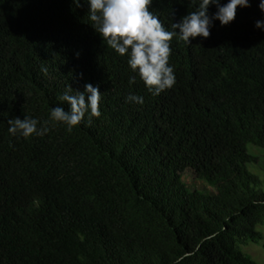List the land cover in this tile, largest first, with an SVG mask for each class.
Segmentation results:
<instances>
[{
  "label": "trees",
  "instance_id": "obj_1",
  "mask_svg": "<svg viewBox=\"0 0 264 264\" xmlns=\"http://www.w3.org/2000/svg\"><path fill=\"white\" fill-rule=\"evenodd\" d=\"M248 146L264 0H0V264H257Z\"/></svg>",
  "mask_w": 264,
  "mask_h": 264
},
{
  "label": "rangeland",
  "instance_id": "obj_2",
  "mask_svg": "<svg viewBox=\"0 0 264 264\" xmlns=\"http://www.w3.org/2000/svg\"><path fill=\"white\" fill-rule=\"evenodd\" d=\"M248 151L252 154L255 153V155L258 156L257 162L254 164H249L248 169L259 178L262 183L261 189L264 190V151H258L253 146H248ZM182 179L191 190H197L202 192L213 191L212 188H210L206 184L197 180H193L192 175H190L189 173L183 174ZM257 230L262 235L263 239L261 240V242L258 245L250 243L246 246H242L241 251L249 255L255 263L264 264V249L262 248V245L264 244V226L258 227Z\"/></svg>",
  "mask_w": 264,
  "mask_h": 264
}]
</instances>
